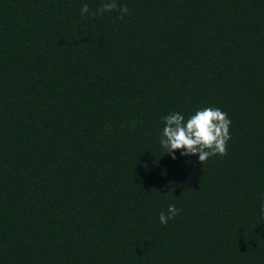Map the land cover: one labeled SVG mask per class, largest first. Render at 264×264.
<instances>
[{"label":"trees","instance_id":"obj_1","mask_svg":"<svg viewBox=\"0 0 264 264\" xmlns=\"http://www.w3.org/2000/svg\"><path fill=\"white\" fill-rule=\"evenodd\" d=\"M103 2L0 0V264H264V0ZM204 107L227 154L172 159Z\"/></svg>","mask_w":264,"mask_h":264},{"label":"clouds","instance_id":"obj_2","mask_svg":"<svg viewBox=\"0 0 264 264\" xmlns=\"http://www.w3.org/2000/svg\"><path fill=\"white\" fill-rule=\"evenodd\" d=\"M119 12V19L129 12L127 5L120 6L117 0H104L101 7L92 12L91 15L105 12ZM81 15L89 14L90 9L84 4L80 9ZM164 121L163 131L160 137V144L176 159L175 152L180 150L181 156L198 155L201 164L215 155L224 156L227 154V144L231 139V120L228 114L219 108L204 107L198 109L187 120L180 112H172L162 117ZM175 205H169L167 213L161 211L159 221L167 225L168 221L179 214ZM261 212L264 213V204L261 205Z\"/></svg>","mask_w":264,"mask_h":264}]
</instances>
